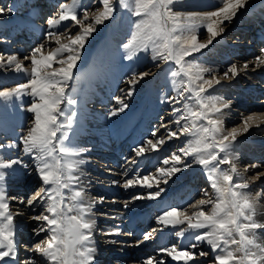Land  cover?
Returning <instances> with one entry per match:
<instances>
[{
	"label": "snow or ice",
	"instance_id": "snow-or-ice-1",
	"mask_svg": "<svg viewBox=\"0 0 264 264\" xmlns=\"http://www.w3.org/2000/svg\"><path fill=\"white\" fill-rule=\"evenodd\" d=\"M250 6V0H217L213 5L192 6L191 10L186 0H63L46 21L44 42L33 47L30 55L22 59L17 55H0V72L11 70L27 77L26 82L15 87L0 88V99L19 100L20 107L31 114V119L21 125L23 131L18 140L0 143V153L19 149L14 157L0 155V264H99L95 236L98 215L106 214H97L95 210L105 202V197L89 199V185L82 179L83 166L89 163L84 156L89 149L76 140L82 124L78 86L95 70L81 71L80 62L98 26L114 23L124 12L133 19L120 45L122 58L134 61L144 54L153 62L171 64L168 75L175 93L162 101L172 108L173 119L169 123L175 129L162 123L166 138L147 139L133 151L136 156H144L149 150L159 151L166 139L179 140L181 136L187 139L183 146L162 159L164 166L158 167L156 174L137 172L122 187L148 190L146 195L133 196V200H158L166 191L161 183L167 185L176 174L198 165L215 193L214 199L194 200L186 207L162 208L155 218L159 228L144 232L134 246L153 240L157 231L177 228L176 237L184 239L186 233H191L192 242L160 247L143 264H165V257L196 264L198 257L209 256V251L200 248L201 244L209 247L212 264H264V241L258 236L259 231H264V219L257 218L262 192L251 191L253 182L264 180V170L253 171L246 178L239 171L241 156L235 151L238 138L254 127L264 126V110L243 116L239 125L229 128L225 121L234 102L212 94L222 86V81L247 73L250 65L253 72L264 68V47L254 60L242 65L229 62L222 74L218 68L195 58V54L218 42L227 24ZM15 11L14 6H0V16ZM202 34L206 40L200 39ZM147 75V71H131L128 96ZM25 96L31 98L26 106ZM114 99L119 107L113 108L110 116L129 107L121 97ZM6 123L7 117L0 113V129ZM159 131L157 128L151 135L156 137ZM262 168L259 163L246 164L245 172ZM33 173L40 181L38 187L26 196L10 195L11 182ZM201 191L209 197L207 189ZM13 201L21 211L12 210ZM128 206L124 204L125 208ZM208 206L211 207L206 211ZM188 207L196 210L189 213ZM25 210L33 213L29 218L37 226L32 231L39 237L27 245L18 238L20 229L16 223ZM122 234L118 227L104 233ZM22 249L26 251L23 260Z\"/></svg>",
	"mask_w": 264,
	"mask_h": 264
},
{
	"label": "rangeland",
	"instance_id": "rangeland-1",
	"mask_svg": "<svg viewBox=\"0 0 264 264\" xmlns=\"http://www.w3.org/2000/svg\"><path fill=\"white\" fill-rule=\"evenodd\" d=\"M12 1L13 0H5L3 2V0H0V6H12ZM201 1L202 0H186V3L189 6V10H191L192 6L199 5ZM21 5H24L26 7L27 3L24 4L21 2ZM57 5H55L54 11L56 10ZM24 6L23 9L21 8V10L15 12L16 14L18 13L17 17H20L19 12L24 11ZM261 6L264 5L262 4ZM260 8L258 7L257 9ZM28 9L29 8H27L25 11H28ZM250 11L251 12H248V15L245 16L247 18H242L243 21H246V19H248L250 15L256 17L258 16V13H263L260 10L256 11V9ZM9 15L10 14L6 15L5 17L0 16V35L3 33L2 25L4 23L7 25L10 24L9 27H11L8 32H5L6 34L3 33L5 35H1L0 46L3 48L6 47V49L9 50L12 49V51H10L13 52L11 55H17L22 59L24 56L30 55L32 48L38 45L39 41L44 42V32L40 33L39 35H36L35 33L33 34L37 36L36 40L38 41L31 40V38L29 39L28 37L22 38L21 34H17V40L10 41V38H8V36L16 32L17 23L12 22L13 19L11 20V17ZM49 17L50 15L47 16L44 20H41V24L47 25L46 21ZM132 19L133 18H131L127 12H124L116 18L114 23L106 22V26H98V32L93 34V40H90L88 46L84 50L83 58L80 62V64L82 65L81 71L90 72L92 70H95L94 74H91L85 79L81 80L78 86L77 99L80 101V111L82 113V116L84 115L83 111L85 107L87 109H92L91 111L93 112L98 111V109L100 108H104L105 110H102L104 112L100 111L98 114L102 113V115L106 117L104 121L106 123L105 125L109 127V123L111 122V120H115V123L112 122L114 125L113 127L104 129V131L94 130V132H92V134L96 135L95 137L99 140V143L95 142V146L87 144V141L89 140L85 141L84 138L78 137L79 134L84 133L83 129H78L76 135L78 144L81 147H87L89 149V152L84 156L85 159L89 160V163L83 166V172L85 173V175L82 177L85 185H89L87 187L88 197L89 199L99 198L101 196L105 197V202L103 204H98L95 210L97 214H99L100 212L106 214L105 216L98 215V225H100L101 223V228L102 226H106L108 228L105 230L106 232L118 227L122 230L123 233L122 235L116 237L106 236L102 234L105 233V231L98 229L97 225L98 232L100 231L103 235L101 238H99L100 233L97 234L96 232L95 236L98 248L97 259L99 264H143V261L147 259L149 255L157 254L158 248L169 246L173 243L184 245L188 243V239H190L191 237V233H186L184 239L176 237L174 233L178 231L179 228L165 229L162 233L157 231L156 233H153V236L155 237L153 240H150L149 243L148 241L145 242L144 251L141 250L143 248L142 244L140 245L142 248L140 246H134L135 242L132 243V241L135 240L127 238L128 236H131V234H127L125 232V230L128 229V217L134 218L133 220H131V222H138L144 217L143 215H145L144 227L146 232L151 228H159V226L156 224L155 218L160 214L162 208L168 206L186 207L194 200L215 198V193L210 188L204 171L198 165L176 174L169 180L167 185L161 183L160 186L166 188V191L158 200H133V196L146 195L148 190L139 186L131 189H124L122 187L124 181L126 179L132 178L137 172H139L141 175L150 173L156 174L157 168L164 166L161 163L162 159L166 156H170L172 152L183 146V142L187 139L184 136H181L179 140L175 138H173L172 140L166 139V143L159 148V151L149 150L145 153L144 156H136L135 152L133 151L134 148L142 145V143L147 139H153L155 141L156 138L160 136H164L166 138L167 132L165 128L160 127L162 123L167 124L169 128L175 129L174 124L169 123V121L173 119L172 108L169 104L162 102L165 97L174 95L175 93L171 90L172 85H166L167 80H170L168 72L170 68L173 67L171 64H163L159 61L153 62L149 56L144 54H142L138 60L134 61H127L122 58L123 50L120 45L129 33ZM35 22L39 21L36 20ZM240 22L241 21H239V23ZM24 26L29 27L27 25ZM227 26H232V28L225 34V36L218 38V42H214L213 45H210L208 49H204L202 53L195 54V58L197 59V61L205 63L207 66L215 68L214 66L221 65L223 67L220 69L221 74L223 70L226 69L229 62H236L238 65H242L245 61L254 60L255 56L260 54L258 53L259 51L257 49V46H255L251 48V50H253L252 55L255 53V56L253 55L243 58L239 54V57H233L232 51H226L225 49L227 46L232 45V43H239L241 36L236 33V30L238 28L236 29L235 27L238 26V23L236 26L233 25V22H231L230 24H227ZM244 26L246 25H241V27ZM203 32L204 30L201 29V33ZM250 32L251 31H249V33ZM249 37H251V35H249ZM23 39L30 40L32 42L23 43ZM200 39L202 41L206 40V36L202 34L200 36ZM17 42L19 43L17 44ZM236 48L238 47L234 46L233 49ZM240 53L242 54L241 50ZM111 56H113L115 59H111ZM139 61H145V64L143 66H139ZM157 64H159L160 66L157 67ZM78 67H80V65H78ZM133 69L137 73L147 71L148 75L144 79H151L152 82L148 81L146 83H142V93L137 97L138 100L134 102L136 105L132 107V110L129 107L125 109L124 112H121V114L117 116L116 120V117H109L108 112L111 110V106L112 108H118L119 105L116 104V102L114 101L115 99L112 96H110V98L108 97V87L102 88L101 84L97 83L102 80L101 82H103V84H110L109 80H115V83L119 81L118 83L125 86ZM125 74H128V76L126 77ZM105 79L107 80L105 81ZM24 82H26V80ZM24 82L22 81L19 83ZM138 85H135L134 94L136 89L141 86L140 84ZM4 87L10 88L11 86H0V88ZM95 89L99 90L100 93H105L104 96L106 97L103 98L108 97L106 102L108 103L107 105L109 108L107 107V105H104L106 102L102 104L103 101L100 99L97 101L99 103L96 102L95 104H88V102H85L86 95H88L89 93H94ZM123 89L125 90V93H127L129 90V84ZM121 94L122 93H118L117 96L120 97ZM212 94L223 96L225 99H231L234 102L233 108L231 110V115L228 117V119H226L225 124L229 128L232 126H237L239 125L243 116H246L252 112L264 110V68L256 69L253 72L250 65V69L247 73H242L241 77L234 78L230 81H222V86H218L217 89L213 90ZM109 100L111 103L109 102ZM29 102L30 101L24 102V105L26 106ZM98 104H102L104 107H101L102 105L98 106ZM162 105L163 108L160 107ZM1 113L7 117V123L0 130H5V127H12V129L14 130L13 134H15L16 136H19L22 133L23 129L21 125L23 124V122L31 119L30 113L23 116L20 115V117L17 116L16 118L14 117L16 114L8 115L5 112ZM161 117H163V120H161ZM88 127L90 126H87V128ZM157 128H160V131L157 132L156 137H153L151 133ZM107 135L112 136L110 144L111 146L108 143L101 142L102 138L107 139ZM4 137L5 136H3V140L8 141ZM100 143L101 145H99ZM235 151H237L241 156V161L238 166L239 171L246 178H249L253 171L264 170V168H262L245 172L246 164L259 163L264 166V126H261V128L254 127L252 130H250L249 133L238 138V142L235 145ZM12 152L13 151L9 152L7 156L13 155L14 152ZM113 158L116 162L113 161ZM130 163L134 165V168H126ZM107 165H110V167H108ZM125 168L128 170H125ZM125 173H127V175H125ZM103 176L105 177L103 178ZM32 177L38 182H34L32 184L31 189H29L27 194L38 187L40 181L33 173L31 176H24L19 179V183L11 182L9 186L10 195L26 196L27 194L24 193L26 189L24 187L20 189V186H24V184L27 182L26 180H30V178L32 179ZM115 177L116 179H114ZM113 181H119V183L113 184ZM202 189L208 190L209 197H205L202 194ZM152 190L155 191L156 189L153 188ZM251 191L253 192V194L258 191L262 192L257 207H261L264 209V180L253 182L251 185ZM111 201L112 203L110 204ZM125 203H128L129 205L127 208L124 207ZM112 204H114V206H112ZM210 207L211 206H209L205 210H209ZM12 210L14 212L21 211L20 206L16 204L15 201L12 202ZM195 210L196 209L188 207L189 213ZM37 212H39V209H37ZM32 214L33 213H31L30 211L25 210L24 215L16 218V223L20 229L18 238L25 245L30 244L34 239H39V237L34 236V233L32 231V229L37 226L36 222L32 221L29 218ZM258 233L262 234L264 233V231H259ZM110 240H117L121 241L122 243H109ZM126 241L130 245H127ZM152 241H155V243H152ZM104 250L106 251L105 254L102 253V251ZM21 251L22 252L20 253V258H22L21 260H23L26 257V251L23 249ZM204 251H209V256L197 259L196 264H212V253L209 249H204ZM119 254L121 256H119ZM133 255H143V257L134 258ZM118 257L127 258L124 261H119ZM165 264H183V262L173 261L170 257H165Z\"/></svg>",
	"mask_w": 264,
	"mask_h": 264
},
{
	"label": "bare ground",
	"instance_id": "bare-ground-1",
	"mask_svg": "<svg viewBox=\"0 0 264 264\" xmlns=\"http://www.w3.org/2000/svg\"><path fill=\"white\" fill-rule=\"evenodd\" d=\"M44 1H47V2H49V3H51V5H50V7H49V9L51 8V6L53 5V1H56V0H18V3L15 5H13L14 7H15V9H16V11L15 12H18L19 10H21V8L23 9V6L24 5H21V2L22 3H24V4H26L27 3V6L25 7L24 6V11L23 12H19V15H20V17H17V14L14 12L13 14H10L9 16L11 17V20H12V22H14V23H17V29H16V32L15 33H13L12 35H10V36H8V38H10V41L11 40H17V34H21L22 35V38H25L24 37V34H27V35H29V34H32L31 35V38H33V33H35V34H40V33H45V31L47 30V25H45V24H41V22H35V19L36 20H38V17H40V16H38V15H40L41 13H42V7H43V5H41L40 7H39V3L41 4L42 2H44ZM63 2V0H58V3L59 2ZM197 2V1H196ZM14 3H15V1H14ZM217 3V0H202L201 1V3L199 4V5H213V4H216ZM264 5V0H250V7L248 8V10L246 11V12H243V14H240V15H238V17L236 18V19H234L232 22H233V25H236L237 26V23H238V26L237 27H235L237 30H236V33H240L241 34V38L242 39H240V42L239 43H236V44H234V43H232V45H230V46H225L226 47V51L227 50H230V51H232V54H233V57H239V54L243 57V58H245V57H250V56H253L252 55V51L253 50H251V48H253V47H255V46H257V49H258V51L262 48V47H264V26H260V23H263V21L262 20H264V18L263 19H258L259 17V15H264L263 13H264V6H261V5ZM31 5V6H30ZM193 5V4H192ZM44 6H45V3H44ZM260 6H261V8H260ZM6 7V6H5ZM260 8V9H257V8ZM27 8H29L28 9V11H25ZM40 8V9H39ZM254 9H256V11L258 10H260V11H262L263 13H258V16H252V15H250L249 16V18L248 19H246V21H243V17H245L246 15H248V12H251L250 10H254ZM210 10V9H209ZM24 13H26V14H24ZM54 13V12H53ZM53 13H51V14H53ZM24 14V15H23ZM42 15V14H41ZM6 15H3L2 17H5ZM258 17V18H257ZM245 18H247V17H245ZM1 21V20H0ZM239 21H241L240 23H239ZM11 22V21H10ZM1 24V23H0ZM19 24V25H18ZM246 25V26H244V27H241V25ZM24 25H27V26H29V27H25ZM3 26V33H5L6 31L8 32V30H10V28L11 27H9L10 26V24L9 25H7V24H3L2 25ZM26 28H29V29H31V31H29V30H27ZM232 28V26L231 27H229V26H227V28H226V31H225V33L222 35V37L223 36H225V34L227 33V32H229V30ZM234 28V29H235ZM251 30V32H250V35H251V37H249L248 36V31H250ZM2 33V34H3ZM1 34V35H2ZM6 34V33H5ZM5 34H3V35H5ZM243 34H245V37H242L243 36ZM1 35H0V37H1ZM245 38V39H244ZM22 40V39H21ZM91 40H93V38L91 39ZM235 41V40H234ZM237 41V40H236ZM239 41V40H238ZM248 41V42H247ZM27 42H29L28 40H24L23 39V43H27ZM42 41H39L38 43H41ZM19 42H17V44H18ZM7 44V43H6ZM12 45H15V44H12ZM88 46V44L86 45V47ZM234 46H237L238 48H236V49H233L234 48ZM86 47H85V49H86ZM240 50H241V52H242V54L240 53ZM4 51H5V53H4ZM10 51H12V49H6V47L5 48H3V47H1L0 46V55H4L5 57H7L8 55H11L13 52H10ZM244 52H245V54H244ZM4 53V54H3ZM258 53H260V51L258 52ZM257 53V54H258ZM255 56V55H254ZM241 57V58H242ZM111 59H115L113 56H111ZM139 63V66H143L144 64H145V61H139L138 62ZM147 64V63H146ZM26 65H27V62H26ZM126 66H128V65H126ZM215 68H218L219 70L221 69V68H223L221 65L220 66H214ZM128 76V74L126 75V77ZM125 77V78H126ZM250 78V77H249ZM27 79V77L26 76H24L23 74H13V72L11 71V70H7V71H3V72H0V86H11V87H15L17 84H19V82H24L25 80ZM107 79H105V81H106ZM109 80V79H108ZM102 81V80H101ZM101 81H99L97 84H101V86H102V88L103 87H108L107 88V94H108V97L110 98V96H112L113 98L114 97H116L117 96V94L118 93H122L121 94V98L122 99H124V101H125V103H129L128 105H129V108H131V110H132V107H134L136 104L134 103L136 100H138L137 99V97L138 96H140V94L142 93V90H141V88L143 89V87H142V83H146V82H152L151 81V79H149V80H141V81H139V83H137L136 85H138V84H140L141 86L140 87H138V88H140V89H136V91H135V94H134V92H133V94L131 95V96H128L127 95V93H125V90L123 89V88H125L127 85H128V83H126V85L125 86H123V84H120V83H118V82H116L115 83V80L114 81H112V80H109V82H111L112 81V83L113 84H110L109 86H107L108 84H103V82H101ZM83 82V81H82ZM115 83V84H114ZM166 85H171V80H167V82H166ZM100 86V87H101ZM123 86V87H122ZM139 86V85H138ZM137 87V86H136ZM172 89V88H171ZM123 90V91H122ZM104 91V90H103ZM105 92V91H104ZM104 94L105 93H100L99 92V90H97V89H95V91H94V93H89L88 95H86V99H85V102L87 103L88 102V104L89 103H91V104H95L99 99L100 100H102L103 101V103L102 104H104L106 101H107V99H108V97L107 98H103V97H106V96H104ZM97 95V96H96ZM113 98H112V100H113ZM30 97H27V96H25L24 97V100H23V102H28V101H30ZM111 100V101H112ZM115 101V100H114ZM114 101H113V103H114ZM109 102H110V100H109ZM116 102V101H115ZM20 101L19 100H13V101H5V100H2V99H0V113L1 112H5L6 114H8V115H12V114H16L14 117L16 118L17 116H19L20 117V115H27L28 113L26 112V111H24L21 107H20ZM97 103H99V102H97ZM111 103V102H110ZM102 104H98V106L100 105H102ZM108 103L106 102L104 105H107ZM116 104H117V102H116ZM85 105V104H84ZM112 105H114V104H112ZM97 106V107H98ZM158 106V105H157ZM156 106V107H157ZM88 107V106H87ZM96 107V108H97ZM101 107H104L103 105L101 106ZM107 107H108V105H107ZM160 107H162L163 108V105L162 106H160ZM86 108V107H85ZM84 108V111H83V113H84V115L82 116L81 115V120H83L82 121V124H81V127L79 128V129H83V131H84V133L83 134H79V138H84V140L85 141H87V140H89V141H87V144H89V145H93V146H95V142H97V143H99V140H98V138H96L95 136L96 135H94V134H92V132H94V130L95 131H104V129H107V128H110V127H113L114 125H113V123L112 122H114L115 120L113 119V120H111V122L109 123L110 124V126L108 127V126H106L105 124V119H106V117L104 116V115H102V113L101 114H98L100 111H102V110H105L104 108H100V109H98V111H91L92 109H85ZM91 108V107H90ZM109 108V107H108ZM113 108H112V106H111V110H112ZM156 109V108H155ZM161 109V108H160ZM111 110L108 112V113H110L111 112ZM157 110V109H156ZM163 110V109H162ZM159 111V110H158ZM102 112H104V111H102ZM132 112V111H131ZM121 114V112L120 113H118V115H116V116H112L113 118L114 117H116V120H117V116H119ZM102 115V116H101ZM31 116V115H30ZM108 116L109 117H111L109 114H108ZM97 119H100V120H102V121H100V122H98V120ZM108 119H110V118H108ZM9 122V121H8ZM164 122V121H163ZM115 123V122H114ZM87 126H90V127H88L87 128ZM5 130H0V143H9V142H11V141H13V140H18V137L19 136H16L15 134H13L14 132V130L12 129V127H5L4 128ZM16 132V131H15ZM19 135V134H18ZM3 136H5L4 138L6 139V140H8V141H4L3 140ZM7 136V137H6ZM89 137V138H88ZM79 141V140H78ZM101 142H105V143H108L109 145L111 144V138H107V139H105V138H102V141ZM86 143V142H85ZM96 143V144H97ZM81 144V143H80ZM99 145H101V143L99 144ZM111 146V145H110ZM109 147V146H108ZM11 151H13L12 153H13V155H11L12 157H14V156H16L17 154H19V149H12V150H5V151H3L2 153H0V155H3L4 157H8L7 156V154L9 153V152H11ZM25 160H27V157H25ZM115 161V160H114ZM116 162V161H115ZM108 167H110V165H107ZM134 165L133 164H129L126 168H128V167H130V169H132V168H134L133 167ZM125 168V170H128V169H126ZM124 170V171H125ZM103 175V174H102ZM102 177V176H101ZM105 176H103V178H104ZM111 178H113V177H111ZM114 179H116V177L114 178ZM27 182L24 184V186H20V189L22 188V187H24L26 190L24 191V193H26L27 194V192L29 191V189H31V186H32V184L34 183V182H38V181H36V179H34L33 177H32V179L30 178V180L28 179V180H26ZM22 182V181H21ZM24 182V181H23ZM15 183H19L18 181H16ZM17 185V184H16ZM19 185V184H18ZM17 188H19V187H17ZM23 193V194H24ZM118 201V200H117ZM112 203V201L110 202V204ZM114 203H115V201H114ZM120 204V203H119ZM116 205V204H115ZM123 205V204H122ZM112 206H114V204H112ZM209 207V206H208ZM207 207V208H208ZM121 208V207H120ZM130 210V209H129ZM111 212V211H110ZM135 213V212H134ZM257 213H258V216H257V218L258 219H264V209L263 208H261V207H257ZM129 219H130V221L131 220H133L134 218L133 217H128V221H129ZM122 221V220H121ZM103 223H106V222H103ZM141 224H145V215H144V217L142 218V219H140L139 220V222L137 223V226L136 227H134L135 229H133V230H131V231H134V233L133 234H139L140 233V231H141V233L143 234L144 232H145V229L144 228H141V229H139V226L141 225ZM100 225H102L101 223H100ZM100 225H98V229H101L102 231H105L106 229H108L106 226H102V228L100 227ZM105 225V224H104ZM109 225V224H108ZM143 225H141V226H143ZM106 232V231H105ZM98 233H100V235H99V238H101L103 235L102 234H104V233H102L101 234V232L99 231L98 232V230H97V234ZM133 234H131V236L129 237H127L128 239L129 238H132V239H134V240H137V239H140L141 237H142V234H141V236L139 237V238H137V236L136 235H133ZM258 236L260 237V239H261V241H264V233H262V234H259L258 233ZM116 237V236H115ZM124 237V236H123ZM113 239V238H112ZM155 242V241H154ZM192 241H191V239H188V243H191ZM188 243H186V244H188ZM144 244H145V242H144ZM144 244H142V246H143V248L141 249V250H144L145 251V245ZM121 245V244H120ZM103 246V245H102ZM108 246H110V245H108ZM115 248V247H114ZM200 248L202 249V250H204V249H209V247L206 245V244H201L200 245ZM106 250V249H105ZM102 251V253L103 254H105V252L106 251ZM139 251V250H138ZM138 251H135V252H138ZM22 252V251H21ZM109 252V251H108ZM140 252V251H139ZM119 253V252H118ZM130 254V253H129ZM26 255V254H25ZM119 256H121L120 254H119ZM129 256V255H128ZM134 256V255H133ZM103 257H105V256H103ZM137 257H143V255H141V256H134V258H137ZM26 258V257H25ZM24 258V259H25ZM119 258V257H118ZM127 257H121V258H119L118 260L119 261H124L125 259H126ZM199 258H201V257H198V259ZM22 259V258H21ZM138 260V259H137ZM104 262V261H103Z\"/></svg>",
	"mask_w": 264,
	"mask_h": 264
}]
</instances>
